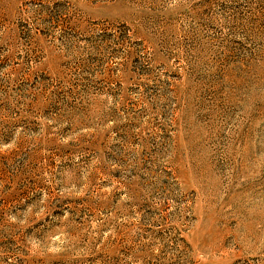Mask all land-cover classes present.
I'll use <instances>...</instances> for the list:
<instances>
[{"label": "rangeland", "instance_id": "obj_1", "mask_svg": "<svg viewBox=\"0 0 264 264\" xmlns=\"http://www.w3.org/2000/svg\"><path fill=\"white\" fill-rule=\"evenodd\" d=\"M0 264H264V0H0Z\"/></svg>", "mask_w": 264, "mask_h": 264}]
</instances>
